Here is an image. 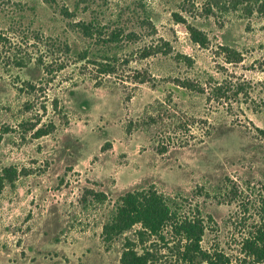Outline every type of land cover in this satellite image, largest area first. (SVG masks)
Here are the masks:
<instances>
[{"label": "rangeland", "instance_id": "rangeland-1", "mask_svg": "<svg viewBox=\"0 0 264 264\" xmlns=\"http://www.w3.org/2000/svg\"><path fill=\"white\" fill-rule=\"evenodd\" d=\"M11 166L0 264H120L124 236L104 245L102 224L149 185L197 207L202 248L237 261L263 215L264 16L234 0H0V171ZM160 250L156 264H173Z\"/></svg>", "mask_w": 264, "mask_h": 264}, {"label": "trees", "instance_id": "trees-1", "mask_svg": "<svg viewBox=\"0 0 264 264\" xmlns=\"http://www.w3.org/2000/svg\"><path fill=\"white\" fill-rule=\"evenodd\" d=\"M235 5L242 6V11L247 15L264 16V0H234ZM62 11L68 16L67 10ZM146 20L151 25L149 19ZM76 26L84 35L91 37V24L78 22ZM189 33L194 42L203 43L204 38L197 30L191 28ZM100 65L102 73L109 72V66ZM182 85L190 87L185 83ZM52 129V124L45 129L38 128L34 136H46ZM161 149L160 152L164 153L165 148ZM20 176L21 172L13 166L3 168L0 171V192L7 185L13 186ZM176 198L179 197H171L156 186L149 185L128 191L114 200L102 224L100 237L104 245L110 246L124 236L120 264H156L161 256V248L175 257L173 264H264V197L260 198L259 203L262 218L242 238L241 257L235 262L222 250L202 248L207 227L205 217L197 207L193 212L185 211V205ZM106 200L107 196L102 192L93 193L95 204L103 205Z\"/></svg>", "mask_w": 264, "mask_h": 264}]
</instances>
